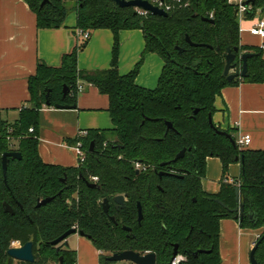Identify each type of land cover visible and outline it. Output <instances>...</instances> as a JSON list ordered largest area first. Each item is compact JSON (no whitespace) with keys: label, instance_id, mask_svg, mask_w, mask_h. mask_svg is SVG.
I'll return each mask as SVG.
<instances>
[{"label":"trees","instance_id":"16d2710c","mask_svg":"<svg viewBox=\"0 0 264 264\" xmlns=\"http://www.w3.org/2000/svg\"><path fill=\"white\" fill-rule=\"evenodd\" d=\"M24 1L34 12L39 29L62 26L73 9L78 28L89 33L110 29L114 41L110 66L90 74L77 69V52L88 39L63 53L57 66L39 62L28 78L30 104L20 107L12 123L0 118V264H6L11 241H31L34 260L9 259L7 264H45L48 260L72 264L75 251L63 242L51 243L71 227L81 230L102 252L101 263H107L106 257L112 253L131 249L140 254L154 252L155 264H170L177 244V255L183 257L178 264H219L221 218H235L245 228H262L255 240L262 237L254 258L264 264V149L233 145L208 121L223 87L263 79L261 48L239 42L237 5L228 0H185L187 6L162 16L141 15L134 7H119L111 0H74L73 8L67 7V0H50L42 7V0ZM249 5L245 17H252L257 9L264 11V0H253ZM132 28L142 30L145 52H155L164 60L153 89L135 82L139 63L126 75L118 71L117 32ZM186 36L203 45H190ZM227 49L235 55L232 73L241 70V53H251L244 77L227 80L223 74ZM79 77L108 96L112 126L88 129L86 135H77L72 141H80L85 150L82 164L64 167L45 163L38 153L39 110L56 103L74 105ZM63 85L68 87L65 96ZM166 121L171 122L170 128ZM223 130L233 136L230 128ZM8 137L17 141L16 149ZM183 148L184 156L174 161ZM13 150L19 151L21 158L9 160L4 181L2 153ZM209 156L221 160L223 176L230 163H240L237 181L244 197L241 219L233 210L238 206L233 183L223 181L214 194L203 190L201 179ZM135 163L146 170L136 171ZM118 194L125 195L124 206L115 209L111 205L104 212L102 200ZM46 197L53 198L38 206L37 202ZM4 201L13 213L4 211ZM137 203L142 212L139 221ZM248 214H253V219ZM198 250L205 251L195 255Z\"/></svg>","mask_w":264,"mask_h":264},{"label":"crops","instance_id":"0c3cea01","mask_svg":"<svg viewBox=\"0 0 264 264\" xmlns=\"http://www.w3.org/2000/svg\"><path fill=\"white\" fill-rule=\"evenodd\" d=\"M264 11L257 9L252 17L238 14L239 42L241 45L261 48L264 63V38L254 35L250 28ZM76 26L75 11L68 13L58 28H37L36 17L24 0H0V118L14 122L22 106H28V78L36 71L37 64L57 66L63 53L80 45L82 38ZM118 39V71L126 75L139 63L135 82L146 89L158 83L164 66L163 58L155 52H145V38L141 29H120ZM113 32L98 28L90 32L89 39L77 52V69L93 73L110 66ZM82 86L77 92L74 107L56 108L42 106L37 128L38 153L45 163L64 167L77 166L78 159L72 142L79 132L88 129H104L112 126L107 111L106 94L85 79L79 77ZM212 119L222 129L230 128L233 136L249 134L251 140L245 149H264V71L259 82L239 81L223 87L214 101ZM17 141L14 139L13 143ZM14 146V145H13ZM222 162L218 157L206 158L205 174L201 179L204 191L218 192L221 183L238 180L239 162L230 163L223 176ZM262 228L241 227L235 218L219 220V264H251L249 253ZM75 245L67 248L75 251L78 264H101L98 250L91 240L74 234ZM45 264H57L48 260Z\"/></svg>","mask_w":264,"mask_h":264},{"label":"water","instance_id":"95a60500","mask_svg":"<svg viewBox=\"0 0 264 264\" xmlns=\"http://www.w3.org/2000/svg\"><path fill=\"white\" fill-rule=\"evenodd\" d=\"M111 1L119 7H138V8L145 10V11H148L149 13H151L153 15H162V16L167 15V12H165L163 9L157 7L156 5L151 4L147 0H111ZM49 2H50V0H42L40 2V7H42L44 4L49 3ZM251 2H253V0H245L243 2V5L248 6L249 3H251ZM203 19L212 22V19H210V18L204 17ZM141 26H142V24H141ZM185 39L190 45H194V46L203 45V44H197V43L192 42L188 36H186ZM235 50L237 51L238 49L235 48ZM249 56H251V53H249V52L241 53V55H240V58L242 60L241 70L239 73H231L230 68L233 65L232 61L234 60L235 55L231 52L230 49H227V53L225 55V65H224V69H223V74L226 76L227 80H231L238 75L240 77H244L246 75V71H247L246 60ZM67 91H68V87L66 85H63V89H62L63 96H65ZM46 103L49 104V101L46 100ZM54 106L56 108H68V107H74L75 104L74 105H67V104L56 103ZM196 112H197V109L194 110V113H196ZM208 121H209L210 125L212 127H214L218 133L227 136L233 145L236 144L235 139L233 138V136L230 133L226 132V130H223V129H217L214 126L213 119H212V116L210 114L208 116ZM166 124H167V127H169V128L172 126L171 122H169V121H166ZM93 147H94V142L91 141L90 145H89V150L92 151ZM184 154H185V148L181 149L175 155L173 160L175 161L179 158H182L184 156ZM20 158H21V153L19 151H16V150L5 151L2 153L1 165H2V173H3L4 181H6V170H7V165H8L9 160L10 159H20ZM236 159H237V157H236ZM240 161L242 162L243 159L241 158ZM62 181H65V177L62 179ZM86 185L89 187H97V185L95 183H91V182H86ZM234 192H235V199L238 202V206L235 207L233 210L237 211V217H240L239 219H241V217L243 215L244 197L241 194L238 186H236V185L234 186ZM52 198L53 197H46L44 199H41L37 202V205L39 206L41 204H45L47 201L51 200ZM113 200L116 203L122 205L123 201H124V196L123 195H116V196H114ZM214 200L219 202L221 205H224L218 199H214ZM102 208L105 212L107 211V209H108L107 198H104L102 200ZM3 209L5 212L13 213V209H12L11 205L6 201L3 202ZM248 216L250 219H253V214H248ZM141 217H142L141 205L139 203H137V219H138V221L141 219ZM124 228H127V227H124ZM76 233L81 235V236H84V233L81 230H78L76 227H71L68 230H66L63 234H61L59 237L54 239L51 243L53 245H56L60 242H63L65 245H67V237L70 236L71 234H76ZM261 239H262V237H260L257 241H255V243L251 247V250L249 253V261L251 264H258L254 258V252H255V249H256V247L259 244ZM177 247H178V245L175 244L173 251H172L171 260L174 259L178 254ZM204 251L205 250H198L194 254L196 255L198 252H204ZM6 252H7L6 264H7L9 259H13L15 261H22V262H32L34 260L31 241H27L23 244H20L19 246L9 247ZM106 260H107V262L131 261V262H134L136 264H155L156 263V254L154 252H148L145 254H140L139 252L133 251L131 249H127V250H123L120 252L112 253L111 255L106 257ZM59 261L61 263L62 256L59 257Z\"/></svg>","mask_w":264,"mask_h":264},{"label":"built area","instance_id":"2783aa9c","mask_svg":"<svg viewBox=\"0 0 264 264\" xmlns=\"http://www.w3.org/2000/svg\"><path fill=\"white\" fill-rule=\"evenodd\" d=\"M149 1L151 4L156 5L157 7L163 9L165 12H169L175 8H181V7H185L188 5V2L185 0H147ZM245 0H228V2H232L235 3L237 5V11L238 14H243L246 9L250 8V5L245 6L243 5V2ZM135 10L141 14V15H145L147 13H149L148 11H145L141 8L138 7H134ZM250 32L254 35H258L262 38H264V17H259L256 22L252 25V27L250 28ZM79 36L86 40L89 39L90 33L88 31H79ZM261 47H264V45H262ZM82 86L80 84H77V92L79 90H81ZM29 132H33V127H30L28 129ZM79 136H84L86 135V131H82L78 133ZM9 140H11V145H12V141L14 140V138H10L8 137ZM251 140V137L249 134H240L236 140L235 143L238 145V147L240 148H244L246 145L249 144ZM74 149L77 155V159H78V164H82L85 161L86 158V153L85 150L82 148V144L80 141H77L74 145ZM136 167L141 168L142 170L145 169V166L139 163H135ZM96 177H92L93 181H96ZM228 182L233 183L234 185L238 186L239 182L237 180H233V179H229ZM19 242L18 241H11L10 243V247L12 246H19ZM98 253L101 254L102 252L100 250H98ZM183 259L182 256H176L174 259L171 260L170 264H178L179 261ZM122 262V261H121ZM120 264H136L134 262L131 261H124ZM116 262H107V263H103V264H115ZM72 264H78L76 261H74Z\"/></svg>","mask_w":264,"mask_h":264},{"label":"flooded vegetation","instance_id":"af4514ba","mask_svg":"<svg viewBox=\"0 0 264 264\" xmlns=\"http://www.w3.org/2000/svg\"><path fill=\"white\" fill-rule=\"evenodd\" d=\"M232 73V72H231ZM135 169H136V171H139V169L140 168H138V167H136V165H135ZM142 170V169H141ZM144 170H146V167H145V169H143V171ZM118 195H123L124 196V201H125V195L124 194H118ZM116 196V195H115ZM114 198V197H113ZM113 198L111 199V200H108V198H107V200H108V209H107V211H106V213L108 212V210H109V208H110V206L112 205L115 209H119V208H122L123 206H124V201H123V204L121 205V204H118V203H116L114 200H113ZM104 211V210H103ZM105 212V211H104ZM109 218H110V220L112 221V222H115V219H114V216L113 215H110L109 216ZM138 220V219H137ZM125 226H123L122 228L124 229V230H127V231H129V228L127 227V228H124Z\"/></svg>","mask_w":264,"mask_h":264},{"label":"rangeland","instance_id":"374dc122","mask_svg":"<svg viewBox=\"0 0 264 264\" xmlns=\"http://www.w3.org/2000/svg\"><path fill=\"white\" fill-rule=\"evenodd\" d=\"M75 4V1L74 0H67V7H69V8H73V5ZM72 12H74V10L73 9H71V10H69V12L68 13H72ZM13 145L14 146H12L14 149H16L17 148V146H18V144H17V142L16 143H13ZM75 236L74 234H71V242H69V244H70V246H72L73 245V247H74V245H75V243L73 242L72 243V241H73V236ZM69 238V236L67 237V239ZM121 262V261H120ZM120 262H116L115 264H120ZM122 262H124V261H122ZM121 262V263H122ZM101 264H103V263H101Z\"/></svg>","mask_w":264,"mask_h":264}]
</instances>
